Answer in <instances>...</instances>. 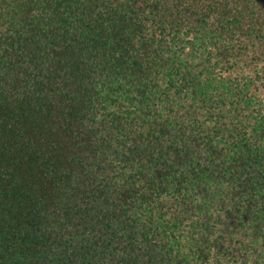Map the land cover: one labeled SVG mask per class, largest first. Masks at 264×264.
Here are the masks:
<instances>
[{
    "label": "trees",
    "instance_id": "1",
    "mask_svg": "<svg viewBox=\"0 0 264 264\" xmlns=\"http://www.w3.org/2000/svg\"><path fill=\"white\" fill-rule=\"evenodd\" d=\"M0 264H264V0H0Z\"/></svg>",
    "mask_w": 264,
    "mask_h": 264
}]
</instances>
